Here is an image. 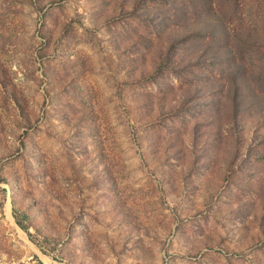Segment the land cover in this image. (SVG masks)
Returning <instances> with one entry per match:
<instances>
[{
  "label": "rangeland",
  "instance_id": "374dc122",
  "mask_svg": "<svg viewBox=\"0 0 264 264\" xmlns=\"http://www.w3.org/2000/svg\"><path fill=\"white\" fill-rule=\"evenodd\" d=\"M0 264H264V0H0Z\"/></svg>",
  "mask_w": 264,
  "mask_h": 264
},
{
  "label": "trees",
  "instance_id": "16d2710c",
  "mask_svg": "<svg viewBox=\"0 0 264 264\" xmlns=\"http://www.w3.org/2000/svg\"><path fill=\"white\" fill-rule=\"evenodd\" d=\"M189 34H196L195 30H193L192 32H189ZM20 223V222H19ZM23 224L20 223V226H22ZM24 227V226H22Z\"/></svg>",
  "mask_w": 264,
  "mask_h": 264
}]
</instances>
